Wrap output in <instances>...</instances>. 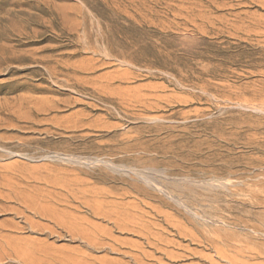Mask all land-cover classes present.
Segmentation results:
<instances>
[{
    "label": "rangeland",
    "instance_id": "rangeland-1",
    "mask_svg": "<svg viewBox=\"0 0 264 264\" xmlns=\"http://www.w3.org/2000/svg\"><path fill=\"white\" fill-rule=\"evenodd\" d=\"M1 245L264 264V0H0Z\"/></svg>",
    "mask_w": 264,
    "mask_h": 264
},
{
    "label": "bare ground",
    "instance_id": "bare-ground-1",
    "mask_svg": "<svg viewBox=\"0 0 264 264\" xmlns=\"http://www.w3.org/2000/svg\"><path fill=\"white\" fill-rule=\"evenodd\" d=\"M174 172V171H173ZM20 191V190H19ZM144 191V190H143ZM142 192V191H141ZM22 197V196H21ZM28 204H30V203H28ZM39 205V204H38ZM29 207H31L30 205H29ZM28 207V208H29ZM32 209H36V208H33V207H31ZM37 210V209H36ZM39 210V209H38ZM50 210V209H49ZM40 211V210H39ZM38 211V212H39ZM45 211V210H44ZM22 214V213H21ZM26 215V214H25ZM46 215V214H45ZM105 215V214H104ZM110 216V215H109ZM57 217H58V215H57ZM116 217V216H115ZM53 218H55V217H53ZM79 218V217H78ZM114 219V218H113ZM55 220V219H54ZM27 222V221H26ZM58 223V222H57ZM116 223H118L117 221H116ZM115 223V224H116ZM137 225V224H136ZM142 224L140 223V225L139 226H141ZM119 226V225H118ZM117 226V227H118ZM150 226V225H149ZM148 226V227H149ZM121 227H122V224H121ZM137 227V226H136ZM147 227V226H146ZM154 227V226H153ZM119 228V227H118ZM145 228V227H144ZM143 228V230L145 231L146 229H144ZM121 229V228H120ZM123 229V228H122ZM132 229V228H131ZM138 230H140L139 228H137ZM148 229H150V228H148ZM216 230V229H215ZM150 231H151V229H150ZM184 231V230H183ZM217 231V230H216ZM139 232V231H138ZM153 232V231H152ZM219 233V232H218ZM223 233V232H222ZM231 233V232H230ZM139 234H140V232H139ZM142 234V233H141ZM146 234H148V232L146 233ZM145 234V235H146ZM158 233H156V235H157ZM159 235V234H158ZM161 235V234H160ZM193 235V234H192ZM219 235V234H218ZM148 236V235H147ZM154 236V235H153ZM186 236V235H185ZM207 236V235H206ZM205 236V237H206ZM208 236H210V234L208 235ZM207 236V237H208ZM196 237H197V235H196ZM227 237V236H226ZM231 237H232V235H231ZM98 238V237H97ZM160 238V237H159ZM161 238H162V236H161ZM91 239V238H90ZM153 239V238H152ZM163 239V238H162ZM195 239H197V238H195ZM217 239H219V238H217ZM221 239V238H220ZM230 239V238H229ZM229 239L227 240V241H229ZM164 240V239H163ZM210 240V239H209ZM222 240H223V237H222ZM162 241V240H161ZM193 241H194V239H193ZM204 242H205V240H203ZM155 242V241H154ZM165 242V241H164ZM169 242V241H168ZM171 242V241H170ZM196 242V241H195ZM201 242V241H200ZM209 242V241H208ZM212 243L211 244H215V240L213 239L212 241H211ZM223 242V241H222ZM152 243V242H151ZM161 243V242H160ZM159 243V244H160ZM233 243V242H232ZM235 243V242H234ZM239 243V242H238ZM162 244H163V242H162ZM172 244V243H171ZM236 244V243H235ZM166 245V244H165ZM207 245V244H206ZM228 245V244H227ZM225 246V245H224ZM233 246H234V244H233ZM8 247V246H7ZM5 245L4 246H0V262L1 261H3V260H6L7 258H9L12 254H11V251L7 248ZM10 247V246H9ZM18 247V246H17ZM164 247V246H163ZM216 247H217V245H216ZM215 247V248H216ZM229 247V246H228ZM235 247H236V245H235ZM162 248V247H161ZM207 248V247H206ZM226 248V247H225ZM224 248V249H225ZM231 248V247H230ZM240 248V247H239ZM243 249V248H242ZM21 250V249H20ZM23 250V249H22ZM28 250V249H27ZM34 250V249H33ZM161 250V249H160ZM159 250V251H160ZM26 251V250H25ZM162 253H164L163 251H161ZM216 252H217V250H216ZM225 252H226V249H225ZM228 252V251H227ZM226 252V253H227ZM27 253V252H26ZM218 253V252H217ZM229 253V252H228ZM233 253V252H232ZM234 253H236V252H234ZM15 254H17V253H15ZM20 254V253H19ZM19 254H17V255H19ZM28 254H30V253H28ZM165 254V253H164ZM222 254H224V253H222ZM240 254V253H239ZM257 254V253H256ZM16 255V256H17ZM21 255H22V253H21ZM168 255V254H167ZM225 255V254H224ZM232 255V254H231ZM259 255V254H258ZM30 256V255H29ZM134 256V255H133ZM219 256H221L220 254H219ZM229 256V255H228ZM228 256H226V258L228 257ZM238 256V255H237ZM241 256V255H240ZM260 256V255H259ZM17 257H20V255L19 256H17ZM22 257V256H21ZM176 257V256H175ZM231 257V256H230ZM261 257V256H260ZM31 258H32V256H31ZM136 258V257H135ZM210 258V257H209ZM208 258V259H209ZM217 258V257H216ZM223 258V257H222ZM239 258V257H238ZM249 258V257H248ZM27 259H29V258H27ZM139 259V258H138ZM224 259H225V257H224ZM228 259V258H227ZM227 259H225V260H227ZM220 260V259H219ZM236 260V259H235ZM205 261V260H204ZM216 261H217V259H216ZM215 261V262H216ZM233 261V260H232ZM240 261V260H239ZM29 262V261H28ZM234 262V261H233ZM247 262V261H246ZM27 264V263H26ZM206 264H208V263H206ZM215 264H217V263H215ZM219 264V263H218ZM222 264V263H221ZM225 264H227V263H225ZM231 264V263H230ZM248 264V263H247Z\"/></svg>",
    "mask_w": 264,
    "mask_h": 264
}]
</instances>
